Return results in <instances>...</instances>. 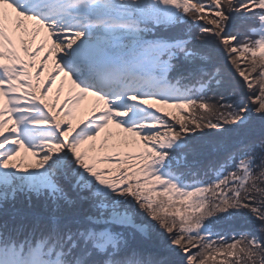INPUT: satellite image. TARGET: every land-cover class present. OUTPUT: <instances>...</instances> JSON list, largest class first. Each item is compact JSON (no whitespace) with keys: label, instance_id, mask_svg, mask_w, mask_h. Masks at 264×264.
<instances>
[{"label":"snow or ice","instance_id":"obj_1","mask_svg":"<svg viewBox=\"0 0 264 264\" xmlns=\"http://www.w3.org/2000/svg\"><path fill=\"white\" fill-rule=\"evenodd\" d=\"M0 264H264V0H0Z\"/></svg>","mask_w":264,"mask_h":264}]
</instances>
